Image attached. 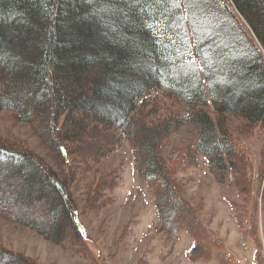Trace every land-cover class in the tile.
<instances>
[{
  "label": "trees",
  "instance_id": "obj_1",
  "mask_svg": "<svg viewBox=\"0 0 264 264\" xmlns=\"http://www.w3.org/2000/svg\"><path fill=\"white\" fill-rule=\"evenodd\" d=\"M159 92L184 106V114L162 117L161 107L152 105ZM4 111L31 125L56 164L0 138L5 220L88 253L72 186L81 170L99 163L124 138L132 144L140 181L152 190L162 231L177 243L185 230L194 240L191 258L199 252V258L211 260L224 248L176 181L179 171L198 165L196 152L220 182L234 175L243 196L252 197L258 184L250 223L256 226L253 264L263 263L264 147L254 184L253 163L230 131L227 115L241 122V135L264 127V0H0ZM185 122L196 130V145L169 162L162 155L166 140ZM114 181L109 174L89 186L95 206L98 193L112 190L115 185L108 184ZM36 204L48 215L29 213ZM203 249L206 256L200 255ZM0 264L38 263L0 246ZM217 264L241 263L218 253Z\"/></svg>",
  "mask_w": 264,
  "mask_h": 264
},
{
  "label": "rangeland",
  "instance_id": "obj_2",
  "mask_svg": "<svg viewBox=\"0 0 264 264\" xmlns=\"http://www.w3.org/2000/svg\"><path fill=\"white\" fill-rule=\"evenodd\" d=\"M157 96L158 99L153 101L152 105L156 102V105L161 107L159 114L162 117L184 114L185 107L172 103L164 92H159ZM208 108L212 111L210 106ZM212 117L215 118L214 114ZM154 121V116L149 118V122ZM240 123L236 118L227 115L230 131L251 158L255 184L261 165L260 154L264 147V127L258 129L254 135H241L238 131ZM196 137L195 128L185 122L182 128L166 140L162 150L165 160L173 162L183 149L191 147V144L196 145ZM0 138L25 145L55 168L51 153L34 135L31 125L15 121L12 113L7 111L0 112ZM193 147L196 152V147ZM70 158L75 164L76 155H70ZM196 158L198 165L196 163L185 171H179L175 177L183 189L184 199L195 210L197 217H200L210 232L222 241L224 248L217 251L211 260L199 258V252L193 255L195 258L189 256L194 240L185 230L181 231V238L177 243L172 242V238L162 231L152 190L140 181L133 167L132 144L124 138H121V144L105 158L100 159L99 163L92 164V167L84 172L79 170L83 168L81 166L78 169L76 166L74 170L76 173L80 171L72 189L79 220L86 234L88 253L82 252L70 242L56 245L29 228L11 223L2 216L0 246L23 254L38 264H217L218 253L231 255L241 264H253L256 246L251 231L256 226L250 223L253 207L250 201L257 199L258 184L252 197L243 196L236 187L234 175L227 181L220 182L205 167L204 158L197 152ZM109 174L115 181L108 186L115 187L98 193V205L95 206V200L87 196L88 188L92 183L95 184L97 179ZM107 181L104 180L105 183ZM3 193L6 197H12L8 190ZM262 195L259 196V203ZM16 206L20 207H14ZM20 209L31 208L22 206ZM47 212V208L37 205V208L29 213L48 215ZM259 221L264 256L263 217L260 214ZM205 250H201L200 255L206 256L208 252Z\"/></svg>",
  "mask_w": 264,
  "mask_h": 264
}]
</instances>
